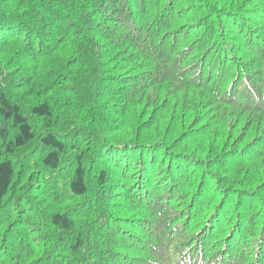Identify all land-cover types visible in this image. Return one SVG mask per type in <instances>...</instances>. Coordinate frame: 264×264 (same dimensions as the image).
I'll return each mask as SVG.
<instances>
[{"label": "trees", "instance_id": "1", "mask_svg": "<svg viewBox=\"0 0 264 264\" xmlns=\"http://www.w3.org/2000/svg\"><path fill=\"white\" fill-rule=\"evenodd\" d=\"M0 264H264V0H0Z\"/></svg>", "mask_w": 264, "mask_h": 264}]
</instances>
